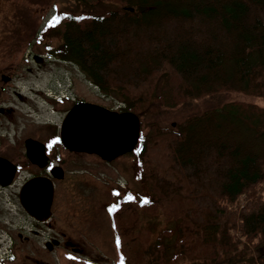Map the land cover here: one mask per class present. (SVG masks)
<instances>
[{
	"label": "trees",
	"instance_id": "obj_1",
	"mask_svg": "<svg viewBox=\"0 0 264 264\" xmlns=\"http://www.w3.org/2000/svg\"><path fill=\"white\" fill-rule=\"evenodd\" d=\"M84 1L119 5L64 15L50 52L146 126L134 153L148 190L110 209L119 264L164 263L142 225L158 215L177 227L173 264H264V106L226 95L264 97V0ZM201 99L216 104L174 127L150 119Z\"/></svg>",
	"mask_w": 264,
	"mask_h": 264
},
{
	"label": "rangeland",
	"instance_id": "obj_2",
	"mask_svg": "<svg viewBox=\"0 0 264 264\" xmlns=\"http://www.w3.org/2000/svg\"><path fill=\"white\" fill-rule=\"evenodd\" d=\"M118 5L114 1L96 4L84 0H0V45H10L12 51L5 64L11 65L9 73L16 72V76L24 73V77H16L14 88L19 87L20 93L34 99L32 101L29 98L30 103L25 98L13 95L12 101L20 114L15 115L12 120L18 129L23 128V125L45 121L53 126L61 124L67 111V101L55 102L56 105L53 106L54 104H50L48 102L50 99L47 98L45 104L41 98L46 96L41 90H50L53 95H61L63 92L64 95L93 101L109 109H122L120 107L123 106L115 97L103 95L76 65L58 62L59 58L54 54L53 57L48 56L44 64H36L32 59L34 54H50V50L59 45L60 37L56 32H59L60 27L53 21V17H58L60 21L64 15L100 13L115 9ZM20 59L26 60V63L17 65ZM56 62L57 64H54ZM64 67L67 68L66 71ZM7 71L6 68L4 72ZM69 82L71 85L68 86L66 83ZM32 87L38 88L40 97L38 93L31 92ZM226 95L228 99L264 106V97L241 92ZM214 104H216L214 101L201 99L194 104H180L173 109L163 108L160 114L155 117L153 115L150 119H155L161 126L174 127L185 115L199 112L201 108L203 110ZM145 132V123L140 122L139 136ZM135 147L131 152L111 161H105L96 154L86 152L76 155L69 161V168L73 171L66 173L67 177L60 184V220L57 224L60 229L61 251L60 255L52 254L53 256L47 258L50 264L120 263L122 255L116 243V232L111 224L110 209L118 198L123 196L134 197L138 203L142 194L148 190V186H144L135 174L137 169ZM142 225L150 230L151 242L156 243L159 236L163 237L165 242L163 264H173L172 252L176 251L177 236L175 222L166 221L161 215L143 216ZM64 240H70L81 252H75L65 245Z\"/></svg>",
	"mask_w": 264,
	"mask_h": 264
},
{
	"label": "flooded vegetation",
	"instance_id": "obj_3",
	"mask_svg": "<svg viewBox=\"0 0 264 264\" xmlns=\"http://www.w3.org/2000/svg\"><path fill=\"white\" fill-rule=\"evenodd\" d=\"M11 53L10 45H0V264H50L47 258L52 254L60 255L61 251L57 224L60 220V184L73 171L69 168V161L83 153L62 144V122L53 126L45 121L23 125L21 129L14 125L12 119L20 112L12 101L13 95L31 101L28 95L20 93L19 87L14 88L16 77H24V73L18 76L16 72L9 73L11 65L5 62ZM48 56L53 57L51 53H39L32 59L36 64H44ZM21 63L26 60L20 59L17 65ZM6 68L8 71L4 72ZM66 84L71 85L70 82ZM31 90L39 97L43 93L46 97L41 100L45 104L47 98L53 106L55 102L67 101L63 120L77 102L94 103L68 94L53 95L50 90H41V93L35 87ZM50 192V207L45 219ZM63 242L75 252H81L70 240Z\"/></svg>",
	"mask_w": 264,
	"mask_h": 264
},
{
	"label": "water",
	"instance_id": "obj_4",
	"mask_svg": "<svg viewBox=\"0 0 264 264\" xmlns=\"http://www.w3.org/2000/svg\"><path fill=\"white\" fill-rule=\"evenodd\" d=\"M139 135L140 121L133 112H117L83 101L70 108L60 129L61 141L66 148L93 153L105 161L131 152L139 141ZM49 207L50 200L46 214Z\"/></svg>",
	"mask_w": 264,
	"mask_h": 264
},
{
	"label": "snow or ice",
	"instance_id": "obj_5",
	"mask_svg": "<svg viewBox=\"0 0 264 264\" xmlns=\"http://www.w3.org/2000/svg\"><path fill=\"white\" fill-rule=\"evenodd\" d=\"M53 21L58 23L59 22V18L58 17H53ZM50 26H51V22H50ZM142 203H148L147 199L143 200Z\"/></svg>",
	"mask_w": 264,
	"mask_h": 264
},
{
	"label": "bare ground",
	"instance_id": "obj_6",
	"mask_svg": "<svg viewBox=\"0 0 264 264\" xmlns=\"http://www.w3.org/2000/svg\"><path fill=\"white\" fill-rule=\"evenodd\" d=\"M46 183H47V182H46ZM50 198H51V192L49 193L48 201L50 200ZM46 210H47V208H46ZM46 210L44 211L45 214H46ZM46 215H47V214H46ZM46 215H45V217H46Z\"/></svg>",
	"mask_w": 264,
	"mask_h": 264
}]
</instances>
